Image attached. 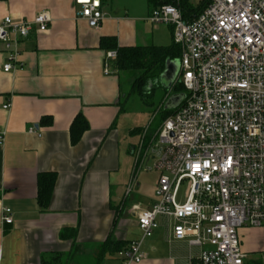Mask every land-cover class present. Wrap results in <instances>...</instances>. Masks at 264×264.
Listing matches in <instances>:
<instances>
[{"label": "crops", "instance_id": "crops-1", "mask_svg": "<svg viewBox=\"0 0 264 264\" xmlns=\"http://www.w3.org/2000/svg\"><path fill=\"white\" fill-rule=\"evenodd\" d=\"M76 2L0 0V21L32 22L43 12L51 18L46 33L33 26L22 42V69L3 71L7 52L0 44V264H125L116 244L125 242L127 249L141 237L130 210L134 205L150 210L155 204L156 198L141 206L129 202L132 194L126 196L139 142L131 140L142 136L133 133L141 128L143 134L147 127L123 134L122 72L114 64L105 75L106 54L115 50L102 48L101 42L169 48L173 28L147 24L158 2L147 0L143 11L138 0H109L94 29L79 18ZM157 84L162 88L160 79ZM78 116L89 129L73 146L70 131ZM47 174H55L56 182L42 206L39 181ZM123 182L125 193L119 196ZM5 208L12 212L11 225L3 223ZM158 223L143 245L146 258L140 264H199L202 249L172 240V220L159 218ZM239 235L245 264H264V229L243 228Z\"/></svg>", "mask_w": 264, "mask_h": 264}, {"label": "built area", "instance_id": "built-area-1", "mask_svg": "<svg viewBox=\"0 0 264 264\" xmlns=\"http://www.w3.org/2000/svg\"><path fill=\"white\" fill-rule=\"evenodd\" d=\"M171 1L154 10L148 22L173 28L181 50L174 86L182 85L186 97L149 140L143 158H136L126 196L151 157L150 171L158 174L156 200L150 210L132 206L141 237L119 256L125 264L142 263L143 245L163 218L173 221L168 224L172 240L202 249L199 264H245L239 231L264 229V0H202V12L189 21L180 0ZM76 3L79 18L97 29L104 19L102 1ZM50 23L47 12L32 22L0 21L5 73L23 68L20 46L32 27L46 33ZM117 60V51L106 54L105 75ZM143 142L136 155L143 152ZM3 223H13L8 208Z\"/></svg>", "mask_w": 264, "mask_h": 264}, {"label": "trees", "instance_id": "trees-1", "mask_svg": "<svg viewBox=\"0 0 264 264\" xmlns=\"http://www.w3.org/2000/svg\"><path fill=\"white\" fill-rule=\"evenodd\" d=\"M102 4L109 0H101ZM158 2L159 7L170 4L171 0H150ZM181 10L183 18L187 21L197 17L203 10L204 4L199 8L193 7L190 0H180ZM158 7V8H159ZM101 47L108 50H115L118 53V60L115 63V67L119 72L131 73L134 76V83L127 96V99L132 98L135 95H139L143 100H148L158 96V101L149 103L150 107L154 112L160 113L161 121H167L174 115L176 111L165 110L166 100L171 94L181 95L185 94V89L182 85L174 86L173 90L169 93L163 90L158 84L161 75L164 73L168 62L179 61L181 58V50L174 43L172 47H135V48H118L114 39H103ZM153 83L152 87L150 84ZM180 91H183L181 93ZM160 110V111H158ZM127 110L123 107L121 112L124 114ZM89 129L87 121L82 117L78 116L72 127H71V144L76 146L82 139V136ZM144 129L134 130V135L141 133ZM152 135L148 136L150 140ZM149 142V141H148ZM56 182L55 174H47L40 178V189H39V202L40 204L47 205L49 198L51 197L54 185ZM110 242H108L109 244ZM111 244V243H110ZM127 243L121 242L116 244L115 252H122L126 250Z\"/></svg>", "mask_w": 264, "mask_h": 264}, {"label": "rangeland", "instance_id": "rangeland-1", "mask_svg": "<svg viewBox=\"0 0 264 264\" xmlns=\"http://www.w3.org/2000/svg\"><path fill=\"white\" fill-rule=\"evenodd\" d=\"M146 1L147 0H138L139 10L144 11L147 9L148 3ZM190 2L195 8H199L202 6V0H190ZM147 24L150 27H152V25H150L151 23L149 24L148 22ZM134 79L135 78L133 74L124 73V72L122 73V96L124 97L123 104H124V108L127 111L124 114H122L120 125L123 127L122 128L123 134H127V135L129 134L130 130H133L134 128H137V127L146 128L147 127V129L145 130L146 132L145 137H144L145 132L143 134L141 132L139 133L140 135H142L140 139L137 137L136 138L133 137V139L131 140L132 143H136L139 140L138 144H136L134 147L137 150L140 148L139 146H141L142 141L144 140L143 152L142 153L139 152L140 155H135V159L139 157V160H140L143 158L144 156L143 154L145 153V150L148 147L147 145L150 143L148 142L149 141L148 136L152 135V137L155 138V136L161 130L165 121L160 122L161 121L160 113L154 112L153 109L149 105V103H152V102L156 103L159 98L158 96H156V98L153 97L148 100H143L139 95H135L132 98L127 99V96L134 83ZM152 85L153 83L150 84V87H152ZM180 92L183 93V91H180ZM136 149H135V152L137 153ZM149 158L151 162L146 163V165L144 166V169L140 173L139 178L136 182L137 185L135 184L136 187L134 186L135 189H133L134 191L129 200V202L131 203L135 202V204L138 203L141 206L142 204L145 206L155 199L158 174L154 171H150L153 166V161L151 157ZM133 165H134V160H131L130 171H132L131 169L133 168ZM125 188H126V185H124V182H123L121 184V189L118 192L119 196L124 195ZM185 193H186V185H183L181 192H180V199L184 198Z\"/></svg>", "mask_w": 264, "mask_h": 264}, {"label": "water", "instance_id": "water-1", "mask_svg": "<svg viewBox=\"0 0 264 264\" xmlns=\"http://www.w3.org/2000/svg\"><path fill=\"white\" fill-rule=\"evenodd\" d=\"M180 64L179 61L168 62L164 73L160 77V84L164 90L171 91L175 85L176 79L179 75ZM186 95H176L171 97L165 105V110H176L178 109Z\"/></svg>", "mask_w": 264, "mask_h": 264}]
</instances>
